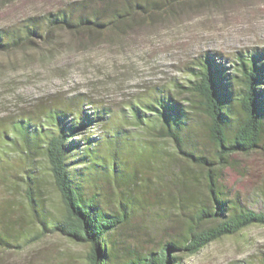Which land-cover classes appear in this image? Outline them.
Returning a JSON list of instances; mask_svg holds the SVG:
<instances>
[{
    "label": "trees",
    "instance_id": "obj_1",
    "mask_svg": "<svg viewBox=\"0 0 264 264\" xmlns=\"http://www.w3.org/2000/svg\"><path fill=\"white\" fill-rule=\"evenodd\" d=\"M193 1L74 0L0 29V47L61 29L111 40ZM191 64L184 80L122 105L87 109L78 96L0 119V250L60 233L89 246V264H183L216 240L264 225V209L250 205L264 201V185L242 189L226 177L244 168L240 156L264 150V47L232 57L207 51ZM120 131L136 139L133 158L119 146ZM49 176L58 212L46 201Z\"/></svg>",
    "mask_w": 264,
    "mask_h": 264
},
{
    "label": "rangeland",
    "instance_id": "obj_2",
    "mask_svg": "<svg viewBox=\"0 0 264 264\" xmlns=\"http://www.w3.org/2000/svg\"><path fill=\"white\" fill-rule=\"evenodd\" d=\"M71 1L0 0V29ZM33 39L32 45L0 47V119L64 106L78 96L87 99V109L101 103L122 105L153 86L184 80L187 67L207 51L232 57L239 50L262 48L264 0L193 1L173 16L140 24L111 40L65 29L47 40ZM118 138L123 153L133 158L136 139L123 131ZM240 158L244 168L226 169L228 181L242 189L264 185V150ZM115 165L123 177L124 161L118 158ZM45 197L58 212L62 201L50 176ZM250 205L264 209L261 199L253 198ZM89 249L60 233H48L22 249L0 250V264H89ZM263 259L264 225L256 224L210 243L183 264H261Z\"/></svg>",
    "mask_w": 264,
    "mask_h": 264
}]
</instances>
